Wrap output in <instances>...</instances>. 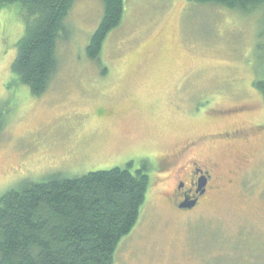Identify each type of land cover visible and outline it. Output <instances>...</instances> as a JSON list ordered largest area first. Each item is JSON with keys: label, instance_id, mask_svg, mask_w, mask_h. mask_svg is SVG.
I'll use <instances>...</instances> for the list:
<instances>
[{"label": "rangeland", "instance_id": "1", "mask_svg": "<svg viewBox=\"0 0 264 264\" xmlns=\"http://www.w3.org/2000/svg\"><path fill=\"white\" fill-rule=\"evenodd\" d=\"M102 16L101 0L74 3L58 71L33 97L11 71L25 12L19 4L0 10V195L50 174L130 162L149 191L116 264H264V101L253 87L264 70L256 53L264 11L127 0L121 26L92 62L86 49ZM252 126L262 130L247 142L203 146L218 175L206 203L189 214L166 207L172 189H163L159 155ZM244 154L255 163L242 164Z\"/></svg>", "mask_w": 264, "mask_h": 264}, {"label": "trees", "instance_id": "2", "mask_svg": "<svg viewBox=\"0 0 264 264\" xmlns=\"http://www.w3.org/2000/svg\"><path fill=\"white\" fill-rule=\"evenodd\" d=\"M76 1L0 0V10L19 4L25 12L11 71L33 97L46 93L58 71V43L70 35L66 20ZM101 1L103 16L86 49L92 62L100 59L126 12L127 0ZM185 1L243 14L264 11V0ZM256 53L264 62V31ZM262 74L253 87L264 101ZM2 120L0 112V130ZM131 167L75 177L54 173L0 195V264H116L119 245L136 227L149 191L146 173Z\"/></svg>", "mask_w": 264, "mask_h": 264}, {"label": "flooded vegetation", "instance_id": "3", "mask_svg": "<svg viewBox=\"0 0 264 264\" xmlns=\"http://www.w3.org/2000/svg\"><path fill=\"white\" fill-rule=\"evenodd\" d=\"M261 130L260 126L227 129L213 136L209 135L207 140L195 141L194 139L178 150L159 155L158 162L162 168L163 189H172L164 196L166 207L178 214H189L206 203L211 194L218 190L214 184L218 179L217 164L204 155L203 146L210 142L227 146L238 145L240 142H247L251 135ZM251 157L244 154L242 164L253 165L255 157ZM127 165H132V163L129 162ZM230 182H233V179Z\"/></svg>", "mask_w": 264, "mask_h": 264}, {"label": "water", "instance_id": "4", "mask_svg": "<svg viewBox=\"0 0 264 264\" xmlns=\"http://www.w3.org/2000/svg\"><path fill=\"white\" fill-rule=\"evenodd\" d=\"M182 207H183V208H189L188 206H182ZM182 207H181V208H182Z\"/></svg>", "mask_w": 264, "mask_h": 264}]
</instances>
